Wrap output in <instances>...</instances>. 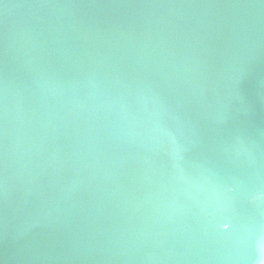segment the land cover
Segmentation results:
<instances>
[{
    "label": "water",
    "instance_id": "1",
    "mask_svg": "<svg viewBox=\"0 0 264 264\" xmlns=\"http://www.w3.org/2000/svg\"><path fill=\"white\" fill-rule=\"evenodd\" d=\"M0 264H264V0H0Z\"/></svg>",
    "mask_w": 264,
    "mask_h": 264
}]
</instances>
